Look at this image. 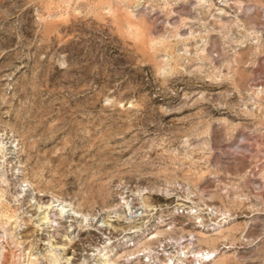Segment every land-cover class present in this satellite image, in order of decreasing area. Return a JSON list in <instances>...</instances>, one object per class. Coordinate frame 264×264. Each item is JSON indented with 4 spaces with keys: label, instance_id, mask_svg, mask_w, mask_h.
Returning a JSON list of instances; mask_svg holds the SVG:
<instances>
[{
    "label": "rangeland",
    "instance_id": "obj_1",
    "mask_svg": "<svg viewBox=\"0 0 264 264\" xmlns=\"http://www.w3.org/2000/svg\"><path fill=\"white\" fill-rule=\"evenodd\" d=\"M105 259L264 264V0H0V264Z\"/></svg>",
    "mask_w": 264,
    "mask_h": 264
},
{
    "label": "bare ground",
    "instance_id": "obj_2",
    "mask_svg": "<svg viewBox=\"0 0 264 264\" xmlns=\"http://www.w3.org/2000/svg\"><path fill=\"white\" fill-rule=\"evenodd\" d=\"M212 253H214V252H212ZM212 253H206V257H207V259H209V255L211 256V254ZM212 257V256H211ZM204 259V258H203ZM203 261V260H202ZM103 264H110V261H109V259H105L104 261H103Z\"/></svg>",
    "mask_w": 264,
    "mask_h": 264
}]
</instances>
